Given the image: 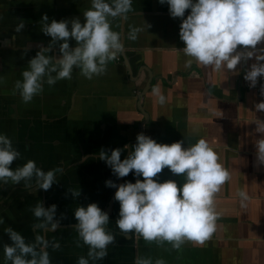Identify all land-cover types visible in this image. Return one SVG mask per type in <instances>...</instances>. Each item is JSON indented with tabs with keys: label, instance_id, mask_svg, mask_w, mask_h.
Returning a JSON list of instances; mask_svg holds the SVG:
<instances>
[{
	"label": "crops",
	"instance_id": "obj_1",
	"mask_svg": "<svg viewBox=\"0 0 264 264\" xmlns=\"http://www.w3.org/2000/svg\"><path fill=\"white\" fill-rule=\"evenodd\" d=\"M90 6V0H0V75L4 77L0 133L20 153L11 167L32 159L42 170L63 169L47 190L38 188L34 177L0 182V264H10L3 255V244L11 242L5 231L9 226L26 242H34L37 234L58 241L59 247L48 248L51 264H76L79 256H87L88 246L73 227V210L89 202L107 212L105 227L114 236L107 255L90 264H134L137 255L163 257L166 264H264V165L255 162L253 144L261 134L249 121L264 120V112L254 109V103L264 99L259 94L264 77L258 76L256 85L249 87L243 73L251 59L237 64L236 72L217 71L195 61L185 68L187 57L180 50L183 41L178 35L182 17L170 16L166 2L132 0L126 19L110 18L123 48L102 74L87 79L74 67L71 78L45 83L38 95L22 101L15 81L22 78L28 59L51 40L41 31L42 14L83 22V11ZM21 20L25 27L16 31ZM145 23L146 30L129 40V26L143 28ZM57 44L46 54L57 56ZM261 46L264 41L257 45ZM156 86L166 97L163 105L152 93ZM140 132L164 143L177 139L191 143L203 136L229 171L214 197L219 214L216 229L203 244L185 241L173 249L167 242L158 245L134 232L124 234L116 226L119 202L113 198L115 187L105 181L119 184L143 177L133 176L132 171L117 177L97 157L98 151L121 147L123 158ZM153 179H173L178 186L183 181L167 166ZM241 189L249 195L244 207L237 196ZM69 190L79 194L72 196ZM39 201L44 207L56 205L58 225L53 231L35 227L39 219L32 208Z\"/></svg>",
	"mask_w": 264,
	"mask_h": 264
},
{
	"label": "clouds",
	"instance_id": "obj_2",
	"mask_svg": "<svg viewBox=\"0 0 264 264\" xmlns=\"http://www.w3.org/2000/svg\"><path fill=\"white\" fill-rule=\"evenodd\" d=\"M167 3L172 17H182L178 35L183 41L180 49L187 59L184 67L193 61L214 70L236 72L237 64L251 59L243 78L249 87H254L257 77H264V0H159ZM90 7L83 11L84 20L78 18L49 19L42 14L41 31L50 36L48 46H42L28 59V67L22 70L21 79L14 87L24 102L38 95L44 84L53 85L61 79L71 78L77 67L87 79L102 74L109 61L123 48L120 33L111 27L110 18H127L132 10V0H90ZM188 13L185 16V10ZM70 25V26H69ZM25 27L21 20L15 30ZM148 25L129 26L128 39L136 40L138 33ZM69 37L75 43L70 46ZM58 42V44H57ZM6 44V42H5ZM53 44H57L58 55L49 54ZM241 46L242 50H238ZM4 77L0 75V82ZM156 102L163 105L166 97L161 89L153 87ZM259 94L264 97V83ZM254 109L264 112V99L254 103ZM254 131L260 133L253 139L255 162L264 165V120L256 117ZM248 121V122H249ZM127 147V146H125ZM123 149L115 147L98 151V158L105 161L117 177H124L130 171L133 176H142L135 182L124 181L115 184L106 180L105 184L115 187L114 199L119 202L116 226L124 233L134 232L145 241L164 242L173 249H179L185 241L203 244L216 229L218 212L214 197L220 186L229 178V171L219 161L213 146L203 136L194 142L182 139L170 143L157 142L140 132L127 155L121 158ZM20 156L11 139L0 133V182L10 179L18 183L35 178L38 188L47 190L56 182V173L62 168L42 170L32 159L22 165L11 167ZM167 168L183 177L179 186L173 179L159 181L153 179ZM69 192L77 196L78 191ZM241 207L249 200L248 193L241 189L237 193ZM55 204L44 207L39 201L33 208L34 217L39 219L35 227L45 231L57 228ZM77 235L88 246L87 256H79L76 264H90L102 260L107 255V246L114 240L106 229L109 221L107 212L95 202L78 205L73 210ZM3 223V217H0ZM10 243L3 244L5 261L10 264H51L48 248L59 247L58 241H49L37 234L34 242H26L24 236L12 227L5 229ZM134 264H166L163 257L137 255Z\"/></svg>",
	"mask_w": 264,
	"mask_h": 264
},
{
	"label": "water",
	"instance_id": "obj_3",
	"mask_svg": "<svg viewBox=\"0 0 264 264\" xmlns=\"http://www.w3.org/2000/svg\"><path fill=\"white\" fill-rule=\"evenodd\" d=\"M127 65V64H126ZM141 96H142V93H141Z\"/></svg>",
	"mask_w": 264,
	"mask_h": 264
}]
</instances>
